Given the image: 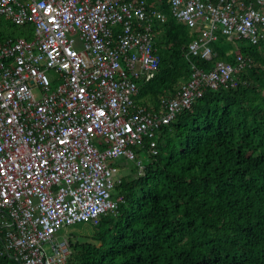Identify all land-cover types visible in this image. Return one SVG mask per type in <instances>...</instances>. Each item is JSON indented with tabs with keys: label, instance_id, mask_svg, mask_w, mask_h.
I'll use <instances>...</instances> for the list:
<instances>
[{
	"label": "built area",
	"instance_id": "built-area-1",
	"mask_svg": "<svg viewBox=\"0 0 264 264\" xmlns=\"http://www.w3.org/2000/svg\"><path fill=\"white\" fill-rule=\"evenodd\" d=\"M170 13L198 34L192 57L211 60L219 35L264 46V0H170ZM0 18L34 29L0 43V258L18 264H66L59 232L117 209L111 165L141 174L163 126L252 64L193 66L152 109L135 98L158 71L153 26L164 15L144 0H0Z\"/></svg>",
	"mask_w": 264,
	"mask_h": 264
},
{
	"label": "trees",
	"instance_id": "trees-1",
	"mask_svg": "<svg viewBox=\"0 0 264 264\" xmlns=\"http://www.w3.org/2000/svg\"><path fill=\"white\" fill-rule=\"evenodd\" d=\"M164 15L153 26L160 65L138 84L135 101L157 109L173 98L193 66L205 71L219 62L249 58L234 86L206 89L157 133V156L143 162L115 161L117 209L92 227L91 241L69 238L66 264H264V46L219 35L215 56L187 55L198 35L170 13V0H144ZM252 2V0H247ZM31 23L0 18V43L32 40ZM231 52V53H230ZM0 264H18L7 256Z\"/></svg>",
	"mask_w": 264,
	"mask_h": 264
},
{
	"label": "rangeland",
	"instance_id": "rangeland-1",
	"mask_svg": "<svg viewBox=\"0 0 264 264\" xmlns=\"http://www.w3.org/2000/svg\"><path fill=\"white\" fill-rule=\"evenodd\" d=\"M234 47V46H233ZM127 168H120L117 170V174L120 176L122 174H125ZM118 176V177H119ZM60 238L62 237H67L68 239L70 238L73 241H77L79 243L82 242H88L91 241V236H92V227L89 224H78L73 227L61 230L59 232ZM48 248V246H47ZM49 249V248H48Z\"/></svg>",
	"mask_w": 264,
	"mask_h": 264
}]
</instances>
